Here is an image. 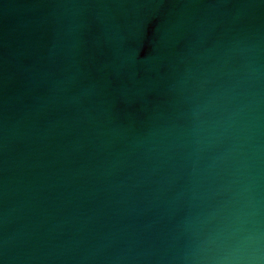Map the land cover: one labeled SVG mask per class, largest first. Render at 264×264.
Segmentation results:
<instances>
[{
	"label": "water",
	"instance_id": "1",
	"mask_svg": "<svg viewBox=\"0 0 264 264\" xmlns=\"http://www.w3.org/2000/svg\"><path fill=\"white\" fill-rule=\"evenodd\" d=\"M0 264H264V0H0Z\"/></svg>",
	"mask_w": 264,
	"mask_h": 264
}]
</instances>
